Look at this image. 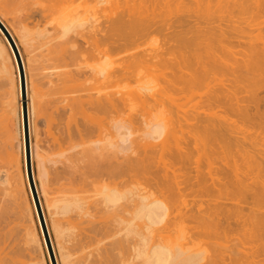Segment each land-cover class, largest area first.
Segmentation results:
<instances>
[{
  "label": "bare ground",
  "instance_id": "bare-ground-1",
  "mask_svg": "<svg viewBox=\"0 0 264 264\" xmlns=\"http://www.w3.org/2000/svg\"><path fill=\"white\" fill-rule=\"evenodd\" d=\"M19 1L21 2V0H19ZM118 1L119 0H34L33 4H38V6L40 4V10H39L40 11V18L44 20V19H46V17H49V18H47L49 20L45 21V23L43 24V26L41 28H39L37 26V21H36L33 24V30L29 29V27L27 28L26 25H22L21 23L18 25V27H16L17 30H14V31H16V32H14V34L16 33L17 38L19 39V42L25 48L24 50L26 52L28 51L30 54V52L32 53L35 51V49H36V47H38V45H41L42 43H44V45L46 46V47H44V49L47 48V51L49 52L48 54H50V52H52L54 57L55 58L57 57V59H59L63 63V65L65 66V67L64 66H61V67H63L64 69L65 68L68 69L67 67L71 68V69H68L69 71H67V72H66V70L64 72L63 71H61V72L64 73L65 79H66V77L68 78V82L70 81L69 83H71V84H69L67 81L66 82L69 86L72 85L73 93L75 92L74 93L75 95L73 97H71V99H70L71 103L68 102L69 104L67 103V105H69L70 109L74 113L72 116H76V117L79 116L78 120L80 122L78 121V123L76 121L77 119L75 117H73L76 119L75 120L76 124H74L75 123L74 121H73L74 123H72L75 126L74 130H73L75 132H73V133L77 134L76 135V136H78L77 139H80L79 140L80 142L79 141L78 142L81 145H83V150L85 151L86 156L88 157L87 159H88L89 164L87 165L88 167H86V169L89 170V175H87V177H89L88 178L89 181L86 182V186H88V188H86V189H88V190H85L84 188L83 189L87 192V194H89V193L90 194L87 195V194H84V193H86V192H84L81 196L80 195L77 196L76 194H79V193H78V191L77 192L75 191L74 193L68 194V197H64V196L61 197L60 196L61 198L60 197L57 199L54 198L53 200H51L49 198L48 201L45 197L46 202H49V203H47L46 207H47L48 211H50L49 213H51L50 216H53L52 222H51L52 223L51 227H52V231H53V234L55 236L56 242L58 243L57 244L59 247L58 249L61 251V252H59L61 254L60 255L61 264H75L74 263V261H75L74 256L75 255L73 256L71 253H70L71 254L70 255L68 253V251L67 252L64 251L67 248L62 249L63 247L60 246L61 243H59V242H63L64 239L62 240V238L64 236L66 237L67 233L71 232V228L62 229L60 227L62 225L59 224V222H58L60 220L62 222V218L60 220H57V219L60 216L63 217V216H66L68 214H71L72 212H74V213L77 212L80 214V216L83 215L82 216L83 218H84V216L90 218L91 216L87 215L89 212V211L87 212L89 207H90L89 210L90 209L93 210V213H94L92 215L93 218L95 217V214H96L95 219L98 218L97 220H94V221L101 224L98 226H99V228H101V226L103 227V230H105L103 232L107 234V237H108L107 240H109V245H111L110 250L112 253L111 254L107 253L109 251L105 252L104 258L107 257L110 261L114 262V264H264V255H263L264 254V242H262V240H264L263 239L264 238V156L258 158L259 155L256 156L258 153L257 154L255 153L260 148L262 149V151H264L263 150L264 146H261L259 148V145H258V144H261V142H260V141H262L261 139H263V142H264V138H263L264 133L262 134V131H260V130L264 129V114H262L264 110L261 111L262 113L261 112L258 113V110H255L256 113L254 111V115H256L258 113V116L260 117V119H258L259 122H257V120H256L258 117L255 119L256 122L254 121V123L256 125H254L253 122L251 121L252 119H250L251 115L249 114L250 112L247 108L249 106V104H252V103H254V104H252L251 106L255 105L257 107L256 102L258 101V99L256 96H258V95H256L255 91L257 89L259 90V88L261 89V84H262V86H264V72H263L264 70H262L264 68L263 67L261 68V65L264 66V39H263V34H261L262 31L259 32V30H257V29H259V27H257L256 24H253L254 26L251 24L254 22L251 21V23H247L249 21V18L252 17L251 16L252 14L249 15L251 13V10H250V13L247 14L248 16H250L249 18L247 16H245V14H244L247 12L248 6L249 7L253 6L252 12L263 11L264 10L263 9L264 8L263 7L264 6V0H192V2H191V0H174V1L171 0L172 1V2L170 1L171 3H180L181 5L184 2L188 1V2L184 3L182 6L180 5L181 8L178 7V9L176 8V6H179V4L174 6V5H171V3L169 1H167L168 3H170L169 5H167L168 3L165 0L164 1H162V0H149V1H147L146 0L147 2L145 0H144L145 2H143V0H141L142 2L140 0L139 1L135 0L136 2L134 0H131L133 5H132V3H130L131 7H132V8H129L130 11H132L131 9H133V11L135 12L139 9L138 7H140V9L142 10L141 11L142 14L144 13L143 10L148 8V7L145 8L146 3H149L150 1L151 2L155 1V5H156V3L157 4L160 3V2L159 3L156 2V1L166 2V4L165 3H160V4H165L166 10L164 7H162V5H161V7H162V10H165L164 12H167L168 14L164 13V12H160L161 8H160V6H159L160 9L157 8L158 5L157 6L153 5V8H154V6L156 7L154 9L149 7L150 9H148V10H152V11L154 10V12L157 10L158 13L160 12V15H158L157 12L153 13L152 17L156 18V19H157V15L160 17H161V15H164L162 17L165 20V18L166 19L169 18V17H167V15L169 16L170 13L172 15H174V14L178 15L180 12L182 14L180 17H182L184 15L183 12H185L188 8H190L187 11L190 13H192V11H193L194 13H192V14H194V15H195V13H197V16L199 15L200 19H204V20H201L203 22L207 21L206 16L208 19L207 22H209L208 16H210V13H211L210 17H213L214 16L213 14H216L217 16L216 15L215 16L216 17L219 16L220 17L219 19L221 20L222 18L220 15H222V17H223V15L225 13L226 15H228L227 16L228 18L229 17L231 18V16H233L231 13L234 12L233 14H235V13H239V15L243 14L244 15V16H242L243 19H245L247 17L246 18V20L248 19L247 21L243 20L244 22L246 21V23H247V26H245L244 31H247L246 27H248V28L251 27L253 29L256 26V28H257V29L255 28L256 30L253 29L254 31H256L255 33H254V31L251 33H248V36H250V37L247 36L248 37V38L246 37L247 41H244V43L247 42L248 45H247V43H246V46L242 44L243 45L242 50L237 51L236 49L240 48L241 46L240 47L235 46V45L231 46V44H232V43H230L231 41L230 42L227 41V40H229L230 35H229L228 30H227L228 34H225L226 30H224V28H226V26L224 28L221 27L222 28L221 29L220 27H218L219 24H216L217 27L215 26V28H214V27H210L209 25H208L209 26L208 27L206 23H203L205 25L206 29H204L205 28L204 26L201 28L198 27V29H197V26H196V30L194 27L195 33L193 31L192 32L196 36L199 35V37H202V38L205 37L206 39L201 38V39H199V41L201 40L202 42H199L198 37L196 38L194 36L195 39H193V40L194 41L197 40L198 42L195 43L193 40L191 41V39H190V41L192 43L194 42V46L197 50L194 47H191L190 51L188 50L190 52V54H188V51L186 52L187 53L186 54L184 51H186V45L185 44H186V41L188 42V38L182 37L183 39H187V40H184L183 43L180 41V45L177 43L178 45H176V47L180 46L179 49L180 48L183 49V45H184L185 49H183V50L180 49V50H182L181 54L178 53V57L179 58L181 57L180 59L178 57H175L177 55L176 54L174 56V58H172L173 60L171 59L172 61H170V59L168 60L166 58V56L164 57V55H162L163 50H161V49L159 50L161 52H159L156 49L157 51L153 50V52H151V53L147 52L146 54L143 53L141 55L140 54L136 55L137 53L134 55H131L132 54L131 53V54H129V56H127V58L125 57L126 61H125V58L120 59V61H116L115 59H113L114 57H112V59L114 60V61H112L111 56H113L112 52L114 51V44H115V37L116 36L118 39H119V37H122V38H125L123 40L127 41V39H128V41H129L130 38H133V37L137 38L138 35H140L139 38L143 37L142 35H145V32L147 33V31L150 30L149 29L150 27L157 25V23L155 24V21H154L156 19L153 20V18H150V16H151L150 13H149L150 16L148 15V10H147V13H145L146 16L144 14H143L144 16L141 14H140L141 15L140 16L139 15V13H141L140 11H138V13L135 12L136 14L133 11H132L133 13H131L129 11V13L132 14V15L130 14L131 16L128 15V11H126L127 17H125L126 15L124 13H123V15H121L122 13L119 14V12H118V14L121 15V16H119V19H113L112 18V12L115 11L114 8H117L119 11L121 8V6L117 7ZM139 2H141L140 4L143 6H141L139 4ZM189 2H191L193 4H191ZM134 3H137L138 5H140V6H137L138 9H136V10H135V8H133ZM142 3H144V4H142ZM188 3H189V5L187 6L186 4H188ZM152 4H154V3H151V5ZM250 4H252V5H250ZM166 5H167V7H172V9H167ZM185 5H186V7H184ZM192 5L193 6L195 5L196 7L194 6L195 8L194 7L193 8L195 10L196 9H198V10L194 11V9H192ZM148 6H150V5H148ZM173 6L175 7L176 10H178L180 12L176 11L177 13H174L175 10H173ZM189 6H191V7H189ZM261 6L263 8H261ZM123 8H124V6H122L121 11H124L127 9L125 7L126 9L123 10ZM181 9L183 10V12ZM214 9H215V11H214ZM167 10L169 12L170 11L171 12L169 13ZM190 10H192V11H190ZM201 10H202V12H200ZM208 10H210V12ZM211 10H213V11H211ZM152 11H149V12H152ZM207 11L209 12V15H208ZM115 12L117 14V11H115ZM204 12H207V13H204ZM185 13H187V12H185ZM32 14H30L29 17H32L34 19ZM201 14H203V16L204 15H206V16L203 17V16H201ZM218 14H220V15H218ZM229 14H231V16ZM261 14H258V15L260 16ZM162 17H161V19H162ZM192 17L194 18L193 15H192ZM239 17L241 18V16H239ZM186 18H188V17H186ZM186 18H184L182 20H184V22H186ZM234 18L232 17V19H234ZM158 19H160V18L158 17ZM169 19H171V18H169ZM219 19H217V20H219ZM257 19H254L255 23H256V21L259 22ZM179 20H181V18ZM212 20H213V18L212 19L210 18V21H212ZM222 20H224V19H222ZM225 20H228V19H225ZM175 21L178 22L177 18ZM239 21H241V20L239 19ZM243 21H241V22H243ZM0 22L2 23V25L5 27V29L8 31V33L12 37V40H13L14 44L16 45V48L18 50V54L20 57V61H21V65H20L18 58L15 56L14 51L12 50L10 44L8 43V41L6 40V38L4 37V35L0 31V35L2 36V41H3L2 43H0V72L4 73L6 75H10V65H11V67L13 69L12 74L14 75V80H15L18 95L20 94V87L22 88V72H23L25 85H26V94L25 95H26L27 103L26 102L25 103L27 104V112H28V121L27 122H29V132L31 134L32 133L31 131H33V133H34V130L36 129L35 128L36 120H34V116L36 117V115H34L36 113L35 112L36 106H34V104L36 102H38L35 99L37 97L35 95L37 93V92H35L37 89V87L35 85H37V84H34L35 81L32 79L33 77H31L30 74H29L30 76H29V80H28V77H27L28 71L26 72V69H25L26 66L24 64V61H23V58L21 55V51L19 49L17 41L15 40L12 32L6 26V24L3 22L1 17H0ZM160 22L162 23L163 21H160ZM182 22L180 21L178 26H180V24ZM199 22L197 21V23H199ZM218 22L221 23V21H218ZM223 22H226V21H223ZM161 23H159V24H161ZM168 24H167V22L163 23V25L164 26L167 25L168 28L171 25L173 26V24H171V23H170V25H168ZM235 24H236V22H235ZM195 25H197V24L195 23ZM225 25H227V24H225ZM233 25H234V22L232 23L231 29H229V30L233 31V27H234ZM238 25H241V24H238ZM249 25H251V26H249ZM167 26L165 28H167ZM193 26H191V27L193 28ZM160 27H158V28H160ZM189 27H190V25H189ZM236 27H237V24H236ZM236 27H234V29ZM185 29L187 30V28H185ZM237 29L238 28H236L235 30L237 31ZM186 30H182V32L184 31L183 33H185V32H187ZM188 30H190V29H188ZM235 30H234V33H236ZM231 31H230V33H231ZM250 31L251 30H249V32ZM176 32L178 33V31H176ZM148 33H149V31H148ZM172 33H173V31H172ZM190 34H191V32H190ZM232 34H233V32H232ZM255 34H259V35H256V37H255ZM169 35L172 38V35H176V34L175 33H173V34L169 33ZM179 35H181V33ZM179 35L177 34L176 37L173 36V38L178 37L176 40L179 41V37H180ZM182 35H184V34H182ZM186 35H184V36H186ZM225 35H228L229 37L228 36L225 37ZM234 35H236V34H234ZM241 35L242 34H240V36ZM245 35H247V33H245ZM192 36H193V34H192ZM237 36H238V34H237ZM252 36H253V38H252ZM165 37L170 39L168 37V35L167 36L165 35ZM35 38H40L41 40H43V41H39V43L40 42H42V43L38 44L37 43L38 40H35ZM182 38H181V40H183ZM208 38H210L211 40ZM212 38H215V41H216L215 44H214V40L212 41ZM225 38H228V39L226 40ZM250 38H252V39H250ZM34 40L36 41L37 45H36L34 51H32ZM120 40H121V38H120ZM173 40H175V39H173ZM252 40H254V41H252ZM255 40H256V42H255ZM178 41H176V42H178ZM260 41H261V43H260ZM168 42L172 43L171 41H168ZM191 42L188 43L189 46H193L190 44ZM212 42L215 45V46L213 45L214 48L211 46ZM148 43H150V42H147L146 44H148ZM201 43H203V45H204L203 47H206V48L201 47L202 46ZM196 44H197V46L198 45L199 46L196 47ZM44 45H42V46H44ZM173 45H174V43H173ZM173 45H170L171 48L169 46L170 50L172 49ZM237 45H239V44H237ZM42 46H39L36 51H38L39 48ZM244 46H245V49H244ZM154 47L157 48V46H154ZM158 47H162V46H158ZM188 47H187V49H189ZM200 47L202 49H204L201 51V55L199 53L201 50ZM148 48L145 47L144 50H146ZM164 48H166V47H164ZM198 48H199V50H198ZM233 48H234L235 52H234ZM169 49L166 48V50H168V51H169ZM173 50H171V51H173ZM191 51H193L194 54L199 53L198 54L199 57H198V55H197V57H195L196 55L191 53ZM204 51H206V54ZM183 52L188 56L190 55L191 58H190V56L188 57L186 55H183L184 54ZM237 52H239V54H241V55L236 56L235 54H238ZM200 56H202L203 58ZM185 57H187L188 59ZM237 57H239L240 59H237ZM193 58L199 59V61L198 60L195 61ZM181 59L183 61H181ZM123 60H124V63L126 65H122L123 62H121V61H123ZM186 60L188 62H186ZM189 60H191V62ZM115 61H116V63H114ZM162 61L165 64H163ZM205 61H207V62H205ZM28 62H32V59H28ZM166 62H167L168 66L166 65ZM168 62H170L172 64H170ZM185 62L188 64H186ZM189 62H190V64H189ZM195 62L197 64L202 63L201 64L202 67L200 66V64L198 65L200 68V71L198 70L199 68L197 70H195V68H197V64H195ZM179 63H181V65H184V66L182 67ZM193 63L196 65L195 68L190 67L193 65ZM32 64H30V66ZM116 64L119 65V68H118V66H116ZM143 65L144 66L150 65V67H152V68L154 67L153 68L154 70L150 67H149L150 69H148V67H144ZM163 65L165 67H168L165 69L171 70V72H173L174 75H175V73L177 75V72H179L180 75L185 76L186 79H184L183 76H182L183 77L182 78L179 74H178V77L177 76L175 77L170 72V74H171L170 75L169 73H167L168 70L164 71L165 69L163 68L164 67ZM171 65H172V67H171ZM210 65L212 66L213 70H214V68H216L218 70V72L216 71V73H214L215 71L213 72ZM120 66H121V68H120ZM141 66H142V68H141ZM160 66H162V68ZM180 66L183 70L187 67L186 71L185 70L182 71L183 74H181L182 69L179 68ZM213 66H217L218 68L213 67ZM33 67L35 68L34 65H33ZM138 67H140L141 69H139ZM156 67H157L156 70L161 69L162 72L161 71H157V72L163 74V77H161V78L164 79L163 81L165 84L162 82L161 78H157V76H156L155 80L157 81V79L158 80L161 79V80H159V84L160 83H163V84L159 85L157 83L158 82L157 81V82H153V84L155 83L156 85L155 84L151 85V83L154 79V78L152 79V77L157 75V72L155 70ZM189 67L191 68V70L193 69L192 70L194 72L193 75L195 78L197 77L196 79L192 78L193 72H191ZM208 67H210L211 71L213 72V74L209 75L210 77L212 75L213 76L212 78L215 77V79H216L217 77L215 76V74L220 75L221 73H223L224 74V80H222L223 76H221V75H223V74H221L220 75L221 77L218 78L217 82H223L224 81V83H222V84L218 83L217 84V82L215 80V82L211 81V84H210V86L213 85L214 83L217 84V85L214 84L213 88H212V86L210 87L208 84L205 85L206 84L205 82L208 81L210 77L208 76V79L206 80V78H207L206 74L207 73L205 74L206 75L205 76L203 74V72L207 71ZM63 68H61V70ZM128 68H130V69L128 70ZM136 68H137V70H136ZM210 68L208 70H210ZM31 69H32V66H31ZM131 69L132 70L134 69V71H131ZM138 69H139V72H137ZM201 69H202V73H201ZM36 70H38L37 67H36ZM141 70H143V71H141ZM175 70H176V72H174ZM187 70H189V73L187 72ZM49 71H52V69ZM128 71H129V73L133 72L130 74L134 75V78L132 75H130V76H132L131 77V84H132V78L134 81L133 84H135V81H138V82H136L135 86H133V87H131L133 84L131 85L129 82L130 76H128L127 79H129L128 84H130L131 86L126 84L127 79H125L126 78L125 76L127 74L129 75ZM163 71H164V73H163ZM211 71L208 73H211ZM65 72L67 73L66 76H65ZM134 72L137 74V76L140 75L141 77H137V76L135 77ZM140 72H141V74H138ZM144 72H146L148 74L147 75L145 73L147 76V77L144 76L145 78H143V76H142V73L144 74ZM148 72L152 74V77H150L151 78L150 80H149L148 76H151V75ZM152 72H156L155 75ZM165 72L169 75L167 76V74ZM186 72L190 76H187ZM30 73H32V71ZM125 73H127V74H125ZM199 73L203 74V76H205L206 81H204V83L202 82L204 79L201 78L203 76L200 75L201 76L200 77L198 75ZM49 74H50V72H49ZM162 74H159V75L162 76ZM46 75L48 76L47 79H49V77L53 76V75L49 76L48 74H46ZM159 75H158V77H160ZM164 75H165V77H164ZM228 75H230L229 76L230 78L227 77ZM54 76H55V73H54ZM225 76H226V78H225ZM58 77L59 76H57V78H55V80L58 79ZM168 77L172 78V79L168 80L169 79ZM190 77H191V79H190ZM198 77H200V80L202 83L199 81ZM135 78H137V79L135 80ZM173 78H175V79H173ZM8 79H10V78H8ZM142 79H146V81L144 80L145 82H141V81H143ZM53 80H54V78H53ZM53 80H51V81L49 80V81L52 82ZM148 81H149V83H148ZM150 81H151V83H150ZM185 81H187V82H185ZM121 82H122V85H121ZM123 82L125 84H123ZM198 82H200L201 86ZM258 82H261V84H259L260 87L257 84ZM52 83H50V86L54 85V81ZM117 83H118V86H117ZM188 83H190V85ZM47 84L49 85V82H47ZM183 84H185V86ZM191 84H193V85L191 86ZM202 84L205 85V86L203 85L206 88L205 90H203L204 87H202ZM120 85L123 88H125L124 85H126L127 88L120 90V89H122V87ZM129 86H130V88H129ZM199 86H200V88L202 87L203 89H200V91H198V90L197 91H198V93H200V92L204 93L203 96H200L198 94L195 95V93H197V92H195V90L198 89ZM216 86H218V87H216ZM254 86H256V88ZM115 87H117V88L120 87V88L115 89ZM208 87H210V89H208ZM69 88L71 91V87H69ZM252 88H255V89H252ZM181 90L183 92H186L184 90H187V92L192 91V93L194 92L193 93L194 96L206 97V98H201V99L198 98L197 99L198 101L195 102V105L189 106L190 108H191V106H193L192 107L193 109H190L188 107V104H189V101L190 102H192V101L189 98L190 97L192 98L193 94H191L189 92L190 96H188V98H186L187 96H184L185 94H183V93L178 94L179 92H182ZM201 90H203L204 92ZM242 92L247 93V94H245V93L242 94L243 97H244V95L247 96V100L249 99V101H248L249 103L247 102V106L243 105L247 101L245 99V97L242 99H245L246 101L242 100L241 96L239 95ZM174 93H176V94L174 95ZM202 93H200V94L202 95ZM37 94L39 95V93H37ZM181 94H183V96L187 100L185 98H184L185 100H183V96H180ZM188 94L186 93V95H188ZM176 95H178L177 97L180 96L179 97L180 99L176 98ZM261 96H263V95H261ZM195 98H192V100L194 101ZM177 99L182 100V102L178 101ZM35 100H36V102H35ZM263 100L264 99L262 98L261 101H263ZM177 101H178V103H177ZM198 102H200V103H198ZM242 102H244V103H242ZM193 103H191V104H193ZM168 105H169V108H168ZM184 105H186V107L183 109ZM151 106H153V108ZM255 106L253 108H255ZM154 107H156L155 110H154ZM51 108L57 109V107H55V104ZM197 108L198 109L200 108L201 110L199 109V111H198ZM55 109H54V111H55ZM156 109L159 111L158 113L156 112L157 111ZM149 110H152L156 114H154L153 112L150 114L151 111H149ZM187 110H190V111H187ZM191 110L193 111V113L195 112L194 115H191V114H193L191 112ZM200 111L202 113V116H199V118H198V115H201ZM189 112H191V113H189ZM152 114H153V116H151V118H149L150 115H152ZM251 114H253V113H251ZM132 115H133V117H132ZM134 116L136 118H134ZM251 118H253V117H251ZM243 121L252 122L254 127L256 126L255 128H260V129L259 130L256 129V131L252 130V132H250V130L252 129L251 124L248 122L250 124V125H248V123L246 122L247 123L246 125H248V126H246V125H244L245 123ZM181 122H184L185 124L187 123L186 125H192V128L190 127V129H191L190 132L187 130V132L189 134L186 132L188 134L187 135L188 138L190 137L188 140L189 144L186 141L185 142L183 141L184 143L182 142V140H183L182 135L183 134L180 137L178 136V133H179L178 131H180L182 133L181 130L183 128L181 127V125H184V124H181ZM249 126L251 129L248 128ZM178 127H180V129ZM255 128H254V130H255ZM185 129H188V128L186 127ZM257 131H260L261 135H263V136H260V134L257 135L256 133H260ZM68 132L70 133L71 131L68 130L67 133ZM253 133H255L256 135H254ZM245 134L247 135V138L245 137L246 136ZM68 135H70V134H68ZM238 135H240L243 138L242 139L239 138L240 136L238 137ZM254 136H257V137H254ZM258 136H259V139H258L259 143L257 140ZM74 137H75V135H74ZM244 138H246V141L249 143L248 146L250 148L249 151L251 150L250 151L251 153H249V151L247 150L248 148L245 149V148H243L244 146H242L244 143H246V141L244 143H242V140H245ZM184 139H185V137H184ZM186 140H187V138H186ZM241 143H242V145H241ZM184 144H185V146H184ZM186 144H187V146L191 144L194 149L199 150V151L201 150V152H203V157H200L198 155L201 159L197 156L196 158H194V160H190L191 156H192L191 149L189 148L190 146L187 147ZM246 144H245V146H246ZM250 145L254 146V147L258 146L255 148L257 150L254 152V154H256V155L252 154L253 153L252 151H254V149ZM263 145H264V143H263ZM32 149H33V147H32ZM261 149L258 152H260ZM35 151H36V149H35ZM32 154L33 153L31 150V159H32ZM156 154L158 156H156ZM190 154H191V156H190ZM199 154L202 155L200 152H199ZM259 154L261 155V153H259ZM263 154L264 153H262V155ZM82 155H83V152H82ZM153 155L156 157V159L153 157ZM81 158H83V156ZM197 158H199V159H197ZM37 159H38V155H37ZM84 159L85 158H83V160ZM161 159H163V160H161ZM192 159H193V157H192ZM39 160H40V158H39ZM152 160H154L153 163H156V162L160 163L162 161V165H163L162 167L164 168L165 165L167 164L166 168L167 167L168 168L167 169L164 168L165 171L163 169L162 170L163 173L160 175H158L157 173L151 172L149 169L151 167L150 165L152 163ZM158 160H160V162ZM172 160L174 161V163H176V161L180 162L177 165L182 164L183 166H185V167H182L184 169L183 170L184 172L182 171V174L178 171V169L180 170L181 167L172 163ZM191 161H192V163L194 161V164H191ZM36 162H37V160H36ZM39 163H40L39 164V168H40V166H43V165H41L43 163H41L40 161H39ZM172 164H173V166H172ZM189 164L194 165V167H190ZM169 165H171V166H169ZM186 166L193 168L191 170H194V172H193L194 176L191 175L190 168L187 167L188 168L187 169ZM202 166H205L204 171H203ZM169 167H171V169ZM173 167H176L177 172L176 171L174 172L175 169H173ZM177 167H178V169H177ZM39 168H37L38 172L43 171V170H41L42 167L40 168V170H39ZM182 168H181V170H182ZM185 168L187 170H185ZM43 169H44V167H43ZM169 169L171 170V171H169L171 173H169V172L167 173V170H169ZM188 170H190L189 173H188ZM44 172H40L39 177L38 176L37 177L39 179H40V177L41 178L43 177L42 179H44V177H45V175L43 174ZM9 174H11V173H9ZM86 174H88V172ZM190 175L192 178L190 177ZM7 176L8 175L6 172L0 171V185L1 186H2V184H5L4 186H6L8 183L11 182V178H10V182L7 183V181H9V178H7ZM15 179H16V177H15ZM24 179H25V189H26L25 193H26V196L28 199L27 200L28 206L26 205V203L24 206V203H23L22 204L24 206V207H22L23 212L21 213V207H19L20 210H18V209L17 210H18L19 215L22 214L20 219L26 218L25 220L29 221L26 225L28 227H30V226L32 227L34 225V227L38 233V237H37L34 230H32L33 228L27 229V226H26L25 227L26 232H24V233H26L25 234L26 239H27L26 241L29 242L30 246H34V245L38 246V244H39L40 248L44 251V254H43L44 264H52L51 260H50L49 253H48V249H47V246H46V243L44 240V235H43L42 225H41L42 223H41V221L39 219V215H38L39 214L38 213V207L36 205V202L34 201V192H32V190H31V187H30V184L28 181L27 173L24 174ZM32 179L34 182V186H35L36 194L38 197L40 209L42 211L44 223H45L46 229L48 231V235L50 237L49 228H48L46 218L44 215V211L42 208V203L40 201L39 192H38V188L36 185V181L34 178L33 171H32ZM42 179H41V181H42ZM183 179H185L186 181H187V179H190L191 182H194L192 184L193 188H191L192 187L190 185L191 183L188 185L191 186L190 190L195 189V195L196 196H197V194H202V195L206 196L207 200H209V201L205 200L207 202V203H204V204H207V205H205L206 206L205 209L202 208L204 205L200 206L201 202L196 204L198 206V208L195 206L196 211L185 209L186 204H187L186 202H188L187 201L188 197L186 195V189H185V192L183 191L184 189L183 190L180 189V187L182 186V182H183L182 180ZM18 180H19V184H20L21 180H20L19 175H18ZM85 180H86V177H85ZM147 180H153L154 183L157 184L160 192L162 193L161 197H152L151 195L148 194L147 188H146ZM11 183H10V185H11ZM188 183H189V180H188ZM183 184L187 185L186 182L185 183L183 182ZM7 186H6V188H7ZM14 188L16 190L17 187H14ZM1 189H3V188H1ZM193 191L191 192V194H190V191L187 194H189L192 197V194H194ZM10 192H11V189H10ZM20 192H18V194ZM41 192H42V194L45 193L44 196L46 195V191L44 193H43V191H41ZM214 192L216 193L215 194L216 196L213 194ZM245 192H246V194L248 192V194H249L248 197H250L249 198L250 199L249 202L251 203V205H250L251 207L249 206L250 209L254 206L256 208L255 211L259 212V214H254L255 211H253V210L255 208L253 207L254 209H252V210L249 209L250 211H247V212L252 211V213H249L248 214L249 216L245 217L247 219L243 218L244 215L246 216V211L244 210L246 207L243 206L245 208L242 209L241 206L243 203H241V201L239 200L241 203L240 204L238 201V198L236 199L233 197V196H236L238 194L241 196L242 193L244 196ZM4 193H6V192H4ZM212 194L215 197L214 199L212 198V196H213ZM69 195H70V197H69ZM21 196L23 198V195H21ZM204 196H203V198H204ZM240 196H239V198H240ZM19 197H20V195H19ZM223 197L225 198V200ZM196 198L203 199L202 197H196ZM217 198H219V199H217ZM222 198L224 201H222ZM241 198H242V196H241ZM243 198L245 199V197H243ZM246 198H247V196H246ZM191 199H189V200H191ZM227 199L232 202L230 205H227L228 202H230ZM217 200L218 201L220 200L219 201L220 203ZM16 201H17V199H16ZM198 201H201V200H198ZM221 201L227 202V204L226 203L223 204ZM195 202H197V201H195ZM20 203H18V204H20ZM246 204H248V203H245L244 205H246ZM16 208H17V205H16ZM260 208H261V210H260ZM184 209H185V211H184ZM91 210H90L89 214H92ZM242 210H244L245 214H243ZM16 214H17V212H16ZM15 217H16V215H15ZM53 218H56V219L53 220ZM17 219H18V217H17ZM26 221H24V222L26 223ZM30 222L33 223V225H31ZM185 222H188V224ZM18 223H20V222H18ZM29 223H30V226H29ZM190 223H192L193 225L192 224L189 225ZM21 224H24V223L22 222ZM21 224H20V226H22ZM241 224H243V226L245 228H243V226ZM176 225H177V227H175ZM178 225L180 226V228H178ZM182 225H185L186 226L185 228L189 227L192 231H195V232L200 231V232H203V233H206L209 235L214 234L213 235L214 237H216V234H221L223 236V238H226V235H227V236H229L227 238H231V239L235 235H237V234L239 235L238 232L241 233V231L245 230V232L247 231L246 232L247 236H245V237H247L248 240L245 239V237H244V239L246 240L247 244L249 243L250 239L253 240L252 243L255 240V242H254L255 244L253 243L254 245L251 246L252 243L250 242L249 245H247L248 249L245 247V250H242L244 248H242V249H241V247L239 248L238 247L239 243L238 244L236 243L237 240L239 241V237L237 235V236H235L236 242H234L235 239L232 240L233 242L231 241L230 249L227 247V246H229V244H227L225 246L224 242H222L223 243L222 244V243H219L221 241H218V243L215 241L214 244L217 245L215 248H217L218 246H220V247L222 246L223 249L226 247L228 248L229 251L227 254L224 255V253H223V254L210 255V253L208 254V248L207 247H206V250H205V248L188 249V248H184V246L181 245L182 239H180V237H182L183 234H184V237L186 235L185 234L186 229H184V227L182 228L181 227ZM187 225H189V226L187 227ZM22 228H24V227H22ZM166 228H168L169 231H167ZM240 228L242 230H240ZM172 229H173V231H172ZM176 229L177 230L181 229V231L180 230L176 231V233L178 232L176 234L175 233ZM194 229H196V230H194ZM220 229H222V230L220 231ZM162 230L167 231V233H165V235L167 234V236H170L171 234L170 235H168V234H169V232L171 233V231H172V232H174V236L171 235V237H172L171 238V237H167L164 235V238H163ZM183 230H185V231H183ZM228 231H231V232H228ZM21 232H23V231H21ZM179 232H182V233L180 234ZM232 232L235 235L232 236V234H233ZM229 233H232L231 236ZM239 236H241V234ZM242 236H244V235H242ZM165 238H167V240ZM219 238H221V237H219ZM231 239H227V241L231 240ZM224 241H226V240L224 239ZM179 242H180V244H179ZM50 243L52 246V251L54 254L55 262H56V264H58V260L56 258L55 252H54V247H53L54 244H52L51 237H50ZM232 243L233 244L236 243V244L232 245ZM25 244H28V243H25ZM66 244H67V242H66ZM99 244H100V242L99 243L97 242V245H99ZM214 244H213L211 249L215 250ZM223 245H224V247H223ZM62 246H63V244H62ZM233 246H235V248H233ZM69 247H70V245H69ZM249 247H250V250H249ZM27 248H30V247H27ZM35 248H37V247H35ZM96 249L99 250V248H96ZM199 249H201V250L204 249L203 250L204 252L199 251ZM209 249H210V247H209ZM211 249H210V251H211ZM98 250H97V254L100 253V252H98ZM247 250H248V252H247ZM206 251H207L208 255H206ZM101 252H103V251L101 250ZM93 254L95 255L96 253H93ZM29 256L30 255H28V257ZM89 256H92V254H90V252L88 254V257ZM96 256L101 257L102 255L101 256L96 255ZM72 257H73V259H72ZM110 257H112V258H110ZM76 258L78 259V261H80V259L78 257H76ZM101 258H103V257H101ZM27 261H29V260L27 259ZM98 261L100 262L101 259ZM41 263H42V259L35 257V256L32 257L31 260L28 262V264H41Z\"/></svg>",
  "mask_w": 264,
  "mask_h": 264
},
{
  "label": "rangeland",
  "instance_id": "rangeland-1",
  "mask_svg": "<svg viewBox=\"0 0 264 264\" xmlns=\"http://www.w3.org/2000/svg\"><path fill=\"white\" fill-rule=\"evenodd\" d=\"M23 1V2H22ZM135 1V0H134ZM139 1V0H138ZM141 1V0H140ZM146 1V0H145ZM144 0H143V2H145ZM147 1H149V0H147ZM146 1V2H147ZM162 1H164V0H162ZM162 1H156V2H160V3H165L166 4V2L167 1H171V0H165L166 2H162ZM172 1H174V0H172ZM171 1V2H172ZM136 2V1H135ZM142 2V1H141ZM141 2H139V4L141 3ZM170 2V3H171ZM186 2H188V1H186ZM186 2H184V3H186ZM191 2H192V0H191ZM191 2H189V3H191ZM20 3V4H19ZM34 3V0H21V2L19 1V0H0V17L2 18V20H3V22L6 24V26L10 29V31L12 32V34H13V36H14V38H15V40L17 41V44H18V46H19V49H20V51H21V55H22V58H23V61H24V64H25V69H26V72H27V77H28V80H29V76L31 75V77H33L32 79L36 82H34V84H37V85H35L36 87H37V89H36V91L35 92H37V93H39V95L36 93L35 95L37 96L35 99L38 101V102H36V100H35V104H34V106H36L35 108V114L34 115H36V117L34 116V120H36V122H35V130H34V133H33V131H31L32 133L30 134V132H29V122H27L28 121V112H27V101H26V85H25V80H24V74H23V72H22V88L20 87V94L18 95L17 93V88H16V84H15V80H14V75L12 74L13 73V69H12V67H11V65H10V75H6V74H4V73H2V72H0V171H4V172H6L7 173V178H9V181H7V183L8 182H10V178H11V185H10V183H8L7 185L9 186H7V188H6V186H4L5 184H2V186L0 185V264H28V262L31 260V258L32 257H38V258H41L42 259V263L41 264H44V262H43V254H44V251L40 248V246H39V244H38V246L37 245H34V246H30V244H29V242L28 241H26L27 239H26V236H25V234L26 233H24V232H26V224L29 222L28 220L26 221L24 218L22 219H20V217H21V215L22 214H20L19 215V213H18V210H20L19 209V207H21V213L23 212L22 211V207H24L25 206V203H26V205L28 206V202H27V196H26V189H25V179H24V174L26 173V160H27V152H28V157H30L29 158V161H30V168H31V170L33 171V174H34V178H35V181H36V185H37V188H38V192H39V197H40V201H41V203H42V208H43V211H44V215H45V218H46V222H47V225H48V228H49V232H50V237H51V240H52V244H54L53 245V247H54V252H55V255H56V258H57V260H58V264H61V262H60V253L59 252H61L58 248V243L56 242V239H55V236H54V234H53V231H52V217L53 216H50V214L51 213H49L50 211H48V209H47V203H49V202H46V199H47V201H48V199L50 198L51 200H53L54 198H59L60 196L61 197H68V194H71V193H74L75 191L77 192L78 191V193L79 194H76L77 196L78 195H82L84 192H86L85 190H88V189H86V188H88V186H86V182H88L89 181V177H87V175H89V170H87L86 169V167H88L87 165L89 164V162H88V157L86 156V153H85V151L83 150V145H81L79 142V140L80 139H77V137L78 136H76L77 134L76 133H73V132H75V131H73L74 130V125L72 124V123H74L75 122V120L77 121V123H78V117L79 116H72L74 113H73V111L70 109V107H69V105H67V103L68 102H70L71 103V101H70V99H71V97H73L75 94V92L73 93V88H72V85L71 86H69L68 84H67V82H68V78L66 77V79H65V77H64V73H62L61 71H65L66 70V72L67 71H69L68 69H71V68H69V67H67L68 69H64L63 67H61V66H64L63 65V63L59 60V59H57V57L55 58L54 57V55L52 54V52H50V54H48L49 52L47 51V48L46 49H44V47H46L45 45H44V43H42V42H40L39 43V41H43V40H41L40 38H35V40H38L37 41V43L38 44H41V45H38V47L39 46H42V45H44V46H42V47H40L39 48V50L38 51H36L37 49H38V47H36V45H37V43H36V41L34 40V42H33V47H32V51H34V49H35V47H36V49H35V51L34 52H30V54H29V52L27 51H25L24 49V47L22 46V44L19 42V39L17 38V35H16V33L14 34V32H16V31H14V30H17V28L16 27H18V25L21 23L22 25H26V27L28 28L29 27V29H32L33 30V24L37 21V26L39 27V28H41L42 26H43V24L45 23V21H48L49 19H47V18H49V17H46V19H41L40 18V4H39V6H38V4H33ZM121 3V4H120ZM130 3H132L131 2V0H119L118 1V6L117 7H120L121 6V8H120V11L117 9V8H114L115 9V11H117V14H118V12H119V14H121V15H123V13L126 15V11H128V15H130L131 13H133L134 11H133V9H131L132 11H130V9L129 8H132L131 7V4ZM151 3H154V4H152L151 5ZM157 4L156 3V5H155V1L154 2H149V3H146L145 4V8L146 7H148V8H146V9H144L143 11H144V15H145V13H147V10L148 9H150V8H152V9H154V8H156L155 6H157L158 5V7L157 8H159V6H160V12H164L165 10H166V8H165V4ZM168 3V2H167ZM170 3H168L167 5H169ZM183 3V4H184ZM189 3L188 4H186L187 6L189 5ZM22 4V5H21ZM142 4H144V3H142ZM179 4V6H176V8L178 9V7L179 8H181L180 7V3H171V5H178ZM182 4V5H183ZM191 4H193V3H191ZM126 5V6H125ZM132 5H133V3H132ZM141 5V4H140ZM140 5H138L137 3H134V6H133V8H135V10L136 9H140V7H138L137 8V6H140ZM148 5H150V6H148ZM153 5H155L154 6V8H153ZM161 5H162V7H164L165 8V10H162V7H161ZM167 5H166V7H167ZM181 5V6H182ZM186 5L184 6V7H186ZM250 5H252V4H250ZM122 6H124V8H123V10L124 9H126V10H124V11H121V9H122ZM141 6H143V5H141ZM173 6V10H175V12L174 13H177L176 11H178V10H176L175 9V7ZM195 6V5H194ZM193 5H192V9H194L195 7H194ZM126 7V8H125ZM150 7V8H149ZM189 7H191V6H189ZM194 7V8H193ZM253 7V6H252ZM252 7L250 6H248V10H247V12L246 13H244L245 14V16H247L248 18L250 17V16H248L247 14H249L250 13V10H251V13L249 14V15H251L252 17H250L249 18V21L247 22V23H251V21L252 22H254V23H251L252 25L253 24H256V26L257 27H259V29H257L256 28V26L253 28V29H257V30H259V32H261V34H263V39H264V6L262 7L261 6V8H263L262 10L263 11H260L259 9V11L260 12H256V11H254V12H252ZM163 8V9H164ZM183 8V7H182ZM34 9V10H33ZM137 10V11H135L136 13H138V11H142L141 9L140 10ZM167 9H172V7H167ZM190 8H188L187 10H189ZM200 9V8H199ZM146 10V11H145ZM162 10V11H161ZM180 10V9H179ZM182 10V9H181ZM185 10V9H184ZM185 11V12H187V13H185V12H183V10H182V12L184 13V17L182 16V17H180L182 14H181V12L180 11H178V12H180L177 16L179 17H177L175 14L174 15H172L168 10V12L170 13L169 14V16L167 15V17H169V18H171V19H169V18H165V20H164V18L162 17V16H164V15H161V17H162V19H161V17L160 16H158V15H160V12L158 13L157 12V10L155 11V12H157L158 13V15H157V19L156 18H153L152 16H153V13H155L154 12V10L152 11V10H148V15H149V13L151 14V16H150V18H153V20L154 19H156V20H154L155 21V24L157 23V25H155V26H152V27H150L149 29L151 30H148L149 31V33H148V31H147V33L145 32V35H142L143 37H140L139 38V36L140 35H138L137 36V38L136 37H133V38H130L129 39V41H128V39H127V41L126 40H123V39H125V38H122V37H119V39L117 38V36L115 37V44H114V51L112 52V55L113 56H111V59H112V57H114L113 59H115L116 61H120V59H124L125 57L127 58V56H129V54H131V55H134V54H136V55H141V54H143V53H151V52H153V50L155 51L156 49L159 51L160 49L161 50H163L162 51V55H164V57L166 56V58L169 60L170 59V61H172L173 59L172 58H174V56L175 57H178V53H180L181 54V51L183 50V49H185V46L183 45V49L182 48H180V49H182V50H180L179 49V47L180 46H177L176 47V45H180V41L183 43V41L184 40H187V39H183L182 37H184V38H188V42L186 41V51H184L185 53L189 50L190 51V48L191 47H194L195 48V46H194V42L196 43V42H198L199 41V39H201L202 37H199V35H195L194 33H195V30H196V26H197V29H198V27H205V25L203 24V23H206L207 24V26L209 25L210 27H214L215 28V26L217 27V25L216 24H219L218 25V27H222V28H224L225 26H226V28H224V30H226L225 31V34H228V31H229V35H230V38H229V40H227L228 38H225L227 41H231L230 43H232L231 44V46L233 45H235V46H238V47H240V48H237L236 50L238 51V50H242V48H243V45H245L246 46V43L247 42H245L244 43V41H247V38L248 37H250V36H248V33H251V32H253L254 30L251 28V27H246V30L247 31H244L245 30V26H247V23H246V21L248 20H246V18L245 19H243L242 18V16H244L243 14L241 15H239V13H235V14H233V13H231L233 16H231V14H229L230 16H231V18L229 17H227L228 15H226L225 13H224V15H223V17H222V15H220V14H218V15H220L221 16V18L222 19H224V20H220L219 18V16L218 17H216L217 15L216 14H213L214 16L213 17H210L211 16V13H210V16H208V18H209V22H207L208 21V19H207V16L206 15H204V16H206V22H203V21H201V20H204V19H200L199 18V15L197 16V13H195V15L194 14H192V13H194L192 10H190V11H192V13H190V12H188V11ZM196 10H198V9H196ZM195 9H194V11H196ZM112 12V18L113 19H119V16H121V15H117L116 14V12ZM129 11L131 12V13H129ZM149 11H152V12H149ZM205 11V10H204ZM209 12H210V10H208ZM207 11V12H208ZM211 11H213V10H211ZM214 11H215V9H214ZM134 12V13H135ZM200 12H202V10L200 11ZM207 12H204V13H207ZM209 12H208V15H209ZM263 12V13H262ZM33 13V14H32ZM135 13V14H136ZM156 13V14H157ZM164 13H167V12H164ZM242 13V12H241ZM255 13V14H254ZM261 14L260 16L258 15V14ZM30 14H32L33 15V17H34V19L32 18V17H29V15ZM134 14V15H135ZM143 15L142 14V12L141 13H139V15ZM163 14V13H162ZM168 14V13H167ZM222 14V13H221ZM124 15V16H125ZM132 15V14H131ZM130 15V16H131ZM140 15V16H141ZM143 15V16H144ZM155 15V14H154ZM171 15V16H170ZM192 15L194 16V18L192 17ZM216 15V16H215ZM238 17H237V16ZM254 15V16H253ZM138 16V15H137ZM142 16V17H143ZM146 16V15H145ZM156 16V15H155ZM201 16H203V14H201ZM203 16V17H204ZM236 16V17H235ZM239 16H241V18L239 17ZM123 17V16H122ZM125 17H127V15L125 16ZM158 17L161 19H158ZM177 18V20H178V22L177 21H175L176 20V18ZM186 17H188V18H186ZM198 17V18H197ZM202 17V18H203ZM232 17L234 18V19H232ZM254 17V18H253ZM121 18V17H120ZM181 18V20H179ZM184 18H186V22H184V20H182V19H184ZM192 18V19H191ZM210 18L212 19L213 18V20L212 21H210ZM216 18V19H215ZM258 18V19H257ZM124 19V18H123ZM126 19V18H125ZM199 19V20H198ZM217 19H219V20H217ZM225 19H228V20H225ZM239 19L241 20V21H243V20H246L245 22L243 21V22H241V21H239ZM254 19H257L259 22H257L256 21V23H255V20ZM195 20V21H194ZM25 21V22H24ZM158 21V22H157ZM160 21H163L162 23L160 22ZM171 21V22H170ZM176 23H175V22ZM180 21L182 22L181 24H180V26H178L179 25V23H180ZM197 21L200 23H197ZM218 21H221V23L220 22H218ZM223 21H226V22H223ZM164 22H167V24L168 25H170V23L171 24H173V26L171 25V26H169V28H168V26H167V28H165L166 26H164L163 25V23ZM212 24H211V23ZM214 22V23H213ZM223 22V23H222ZM234 22V27H236V24H237V27L236 28H240L239 30L237 29V31L234 29V27H233V31H231V30H229V29H231V25H232V23ZM235 22H236V24H235ZM159 23H161V24H159ZM175 23V24H174ZM187 23V24H186ZM195 23L197 24V25H195ZM244 25H243V24ZM246 23V24H245ZM177 24V25H176ZM186 24V25H185ZM194 26H193V25ZM203 24V25H202ZM221 24V25H220ZM225 24H227V25H225ZM238 24H241V25H238ZM176 25V26H175ZM189 25H190V27H189ZM212 25V26H211ZM229 25V26H228ZM161 26V27H160ZM191 26H193V28L191 27ZM208 26V27H209ZM241 26V27H240ZM249 26H251V25H249ZM254 26V25H253ZM158 27H160V28H158ZM194 27H195V30H194ZM230 27V28H229ZM163 28V29H162ZM183 28V29H182ZM185 28H187V30L185 29ZM213 28V29H214ZM221 28V29H222ZM160 29V30H159ZM165 29V30H164ZM188 29H190V30H188ZM193 29V30H192ZM204 29H206V27L204 28ZM203 29V30H204ZM255 29V30H256ZM162 30V31H161ZM182 30H186L187 32H185V33H183L182 32ZM216 30V29H215ZM228 30V31H227ZM234 30H235V32L236 33H234ZM249 30H251L250 32H249ZM172 31H173V33H175L176 35L178 34H180L181 33V35L182 34H184V35H186V36H184V35H179L180 37H179V41L178 40H176L177 38H173V36H175L176 37V35H172V38L173 39H175V40H173L172 38H171V36L169 35V33H171V34H173L172 33ZM176 31H178V33L176 32ZM180 31V32H179ZM191 32V34H190V32ZM194 33H193V32ZM230 31H231V33H230ZM240 31V32H239ZM189 32V33H188ZM232 32H233V34H232ZM238 32V33H237ZM256 31H254V33H255ZM245 33H247V35H245ZM167 36L168 35V37L170 38V39H168L167 37H165V35ZM192 34H193V36H192ZM197 34V33H196ZM234 34H236V35H234ZM237 34H238V36H237ZM240 34H242L241 36H240ZM253 34V33H252ZM245 35V36H244ZM250 35V34H249ZM256 35H259V34H255V37H256ZM194 36L197 38L198 37V41L197 40H193V39H195L194 38ZM226 36H228V35H225V37ZM232 36V37H231ZM236 36V37H235ZM248 36V37H247ZM229 37V36H228ZM234 37V38H233ZM242 37V38H241ZM247 37V38H246ZM120 38H121V40H120ZM142 38V39H141ZM181 38L183 39V40H181ZM205 38V37H204ZM204 38H202V39H204ZM240 38V39H239ZM245 38V39H244ZM252 38H253V36H252ZM252 38H250V39H252ZM262 38V37H261ZM40 39V40H39ZM167 39V40H166ZM190 39H191V41L193 40L194 42L192 43L191 41H190ZM206 39V38H205ZM208 39H210V38H208ZM207 39V40H208ZM231 39V40H230ZM234 39V40H233ZM206 40V41H207ZM211 40V39H210ZM209 40V41H210ZM214 40V44L216 43V41H215V38H212V41ZM236 40V41H235ZM257 40V39H256ZM256 40H255V42H256ZM261 40V39H260ZM153 41V42H152ZM168 41H171L172 43H170V42H168ZM176 41H178V42H176ZM205 41V42H206ZM239 43H238V42ZM252 41H254V40H252ZM3 41H2V36L0 35V43H2ZM147 42H150V43H148V44H146ZM166 44H165V43ZM189 42H191L190 44L191 45H193V46H189L188 45V43ZM199 42H202L201 40L199 41ZM211 42V41H210ZM209 42V43H210ZM237 42V43H236ZM250 42V41H249ZM173 43H174V45H173ZM178 43V44H177ZM185 43V42H184ZM204 43V42H203ZM203 43H201V47H203L204 45H203ZM234 43V44H233ZM236 43V44H235ZM260 43H261V41H260ZM153 44V45H152ZM155 44V45H154ZM213 44V42H212V47L214 48V45ZM237 44H239V45H237ZM243 44V45H242ZM152 45V46H151ZM170 45H173V47H172V49L171 50H173V51H171L170 49H169V46ZM189 47H188V46ZM214 45V46H213ZM217 45V44H216ZM247 45H248V43H247ZM154 46H157V48L156 47H154ZM158 46H162V47H158ZM199 46V45H198ZM197 46V44H196V47H198ZM245 46H244V49H245ZM145 47H149L148 49H146V50H144L145 49ZM154 47V48H153ZM164 47H166L167 49H169V51L168 50H166V48H164ZM175 47V48H174ZM187 47L189 48V49H187ZM200 47V48H201ZM159 48V49H158ZM170 48H171V46H170ZM203 48H206V47H203ZM43 49V50H42ZM176 49V50H175ZM193 49V48H192ZM191 49V50H192ZM196 49V48H195ZM45 50V51H44ZM144 52H143V51ZM151 50V51H150ZM156 50V51H157ZM197 50V49H196ZM198 50H199V48H198ZM202 50H204V49H202L201 48V50H200V55H201V51ZM233 50H234V48H233ZM146 51V52H145ZM188 51V54H190V52ZM159 52H161V51H159ZM183 52V53H184ZM197 52V51H196ZM205 52V54H206V51H204ZM208 52V51H207ZM234 52H235V50H234ZM27 53V54H26ZM183 54V55H186V54ZM191 53H193V51H191ZM198 53V52H197ZM198 53V54H199ZM220 53V52H219ZM238 54H235L236 56H240L241 54H239V52H237ZM194 54V53H193ZM198 54H194V55H196L195 57H197V55ZM203 54V53H202ZM30 56V57H29ZM172 56V57H171ZM186 56H188V55H186ZM190 56V55H189ZM188 56V57H189ZM203 56V55H202ZM202 56H200V57H202ZM170 57V58H169ZM193 57V56H192ZM198 57H199V55H198ZM205 57V56H204ZM126 58H125V61H126ZM179 58V57H178ZM181 58V57H180ZM179 58V59H180ZM185 58H187V57H185ZM190 58H191V56H190ZM203 58V57H202ZM242 58V57H241ZM28 59H32V62H28ZM112 59V61H114ZM119 59V60H118ZM172 59V60H171ZM188 59V58H187ZM195 61L196 60H198L199 61V59H195V58H193ZM192 59V60H193ZM237 59H240L239 57H237ZM177 60V59H176ZM203 60V59H202ZM116 61L114 62V63H116ZM164 61V60H163ZM163 61H162V63H163ZM167 61V60H166ZM181 61H183L182 59H181ZM185 61V60H184ZM190 62H191V60H189ZM34 62V63H33ZM121 62H123V64L122 65H126L125 63H124V60L123 61H121ZM186 62H188L187 60H186ZM185 62V63H186ZM190 62H189V64H190ZM202 62V61H201ZM205 62H207V61H205ZM32 64L31 66H32V69H31V66H30V64ZM128 63V62H127ZM168 63H170V62H168ZM204 63V62H203ZM163 64H165V63H163ZM170 64H172V63H170ZM180 65H181V63H179ZM178 64V65H179ZM186 64H188V63H186ZM192 64V63H191ZM195 64H197L196 62H195ZM194 63H193V65L192 66H190L191 68H195L196 67V65H195ZM200 64V66H201V64L202 63H199ZM199 64H197V68H195V70H197L198 68H199ZM263 64V63H262ZM33 65L35 66V68L33 67ZM166 65H167V62H166ZM204 65V64H203ZM115 66V65H114ZM116 66H118V68H119V65H117L116 64ZM133 66V65H132ZM144 66V65H143ZM164 66V65H163ZM168 66V65H167ZM175 66V65H174ZM182 67L184 66V65H181ZM181 66L179 67V68H181ZM211 66V65H210ZM29 67V68H28ZM36 67L38 68V70H36ZM63 68L62 70H61V68ZM65 67V66H64ZM123 67V66H122ZM134 67V66H133ZM144 67H148V69H150V68H152V67H150V65H145ZM150 67V68H149ZM158 67V66H157ZM157 67L155 68V70L157 69ZM161 68H162V66H160ZM159 67V68H160ZM171 67H172V65H171ZM189 67V68H190ZM202 67V66H201ZM213 67H217V66H213ZM264 68V66L263 65H261V68ZM120 68H121V66H120ZM132 68V67H131ZM139 69H141L142 68V66H141V68L140 67H138ZM154 68V67H153ZM152 68V69H153ZM164 69L165 68H168V67H163ZM170 68V67H169ZM178 68V67H177ZM187 68V67H186ZM186 68L184 69L185 71H186ZM191 68H190V70H191ZM210 67H208V69H209ZM211 68H212V66H211ZM211 68H210V70H208L207 68V71H205V72H203V74L205 75L206 73V75H207V78H206V80L208 79V76L210 75V74H213V72L214 73H216V71L218 72V70L216 69V68H214V70H213V68H212V70H213V72L211 71ZM218 68V67H217ZM52 69V71H49V70H51ZM130 68H128V70H129ZM139 69H138V71L137 72H139ZM147 69V70H148ZM171 69V68H170ZM182 69V68H181ZM216 69V70H215ZM136 70H137V68H136ZM145 70V69H144ZM146 70V71H147ZM154 70V69H153ZM152 70V71H153ZM169 72H168V71ZM183 69L181 70V74H183V72L182 71H184ZM193 70V69H192ZM191 70V72H193ZM199 71H200V68L198 69ZM262 70H264V69H262ZM23 71V70H22ZM32 71V73H30ZM127 71V70H126ZM131 71H134V69L132 70L131 69ZM141 71H143V70H141ZM149 71V70H148ZM151 71V70H150ZM157 71H161V69L160 70H156V72ZM164 71H167V73H169L170 74V72H171V70H169V69H165ZM164 71H163V73H164ZM178 71V70H177ZM211 71V73H208V72H210ZM220 71V70H219ZM49 72H50V74H49ZM52 72V73H51ZM57 72V73H56ZM60 72V73H59ZM65 72V76L67 75V73ZM136 72V71H135ZM134 72V74H135V77L137 76V74ZM156 72H152V73H154V75H155V73ZM162 72V71H161ZM174 72H176V70L174 71ZM187 72L189 73V70H187ZM186 72V73H187ZM264 72V71H263ZM34 73V74H33ZM54 73H55V76H54ZM62 73V74H61ZM128 73H129V71H128ZM130 73H133V72H130ZM129 73V75L127 74V73H125V74H127L124 78L125 79H127L128 78V76H130V75H132L133 76V78H134V75L133 74H130ZM146 72H144V74H145ZM149 73V72H148ZM159 72H157V75H155V76H153L152 77V74L151 73H149L151 76H148V78H149V80L151 79L150 77H152V79H153V81H152V83H151V81H150V83H151V85L153 84V82H157L158 84H159V80H161L162 78L161 77H163V74L162 73H159V74H162V76L161 75H159L158 74ZM166 73V72H165ZM166 73V74H167ZM172 74H173V72H171ZM185 73V74H186ZM187 73V76H190L189 74ZM196 73V72H195ZM201 73H202V69H201ZM30 74V75H29ZM46 74H48L49 76H51V75H53V76H51V77H49V79H47V75ZM124 74V75H125ZM138 74H141V72L140 73H138ZM143 73H142V76H143V78H145V77H147L146 76V74L144 75ZM169 74H167V76L169 75ZM178 74L180 75V73L179 72H177V75H176V73H175V75L173 74V76H177L178 77ZM194 74V72L192 73V75ZM203 74H198L199 76L201 75V76H203ZM221 74H223V73H221ZM220 74V75H221ZM5 75V76H4ZM46 75V76H45ZM148 75V74H147ZM158 75L160 76V77H158ZM171 75V74H170ZM191 75V76H192ZM197 75V74H196ZM205 75V76H206ZM219 74L218 75H216L215 74V76L217 77L216 79H215V77L214 78H212L213 76L211 75V79L209 78V80L208 81H206L205 80V76H203V77H201L202 79H204L202 82L204 83V81H206L205 83V85H209L210 86V84H211V81L213 82H215V80H216V82H217V80H218V78H220L221 76H223L222 77V80H224V74L223 75H221L220 76ZM227 75V74H226ZM57 76H59L58 77V79H56L55 80V78H57ZM61 76V77H60ZM132 76H130V80L129 79H127L126 80V84H128V80H129V82H130V84H131V77ZM145 76V77H144ZM157 76V78H161V79H157V81L155 80V77ZM181 76V75H180ZM183 76V75H182ZM181 76V77H182ZM186 76V77H187ZM219 76V77H218ZM230 75H228L227 77H229ZM54 78V80H53V78ZM137 77H141L140 75H138ZM164 77H165V75H164ZM172 77V76H171ZM184 77V79H186L185 78V76H183ZM182 77V78H183ZM200 77H198V79H199V81L201 82V80H200ZM8 78H10V79H8ZM52 78V79H51ZM61 78V79H60ZM122 78V77H121ZM133 78H132V84H133ZM169 78V77H168ZM167 78V79H168ZM188 78V77H187ZM192 78H195L194 77V75H193V77ZM197 78V77H196ZM195 78V79H196ZM225 78H226V76H225ZM230 78V77H229ZM65 79V80H64ZM119 79V78H118ZM123 79V78H122ZM121 79V80H122ZM137 78H135V80H136ZM140 79V78H139ZM166 79V78H165ZM170 79H172V78H169L168 80H170ZM173 79H175V78H173ZM190 79H191V77H190ZM197 79V80H198ZM48 80V81H47ZM51 80H53L54 81V85H51L50 86V83H52V82H50ZM58 80V81H57ZM62 80V81H61ZM143 81H141V82H145L146 81V79H142ZM145 80V81H144ZM148 80V79H147ZM164 79H162V82L164 83V81H163ZM183 80V79H182ZM227 80V79H226ZM225 80V81H226ZM67 81V82H66ZM125 81V80H124ZM228 81V80H227ZM47 82H49V85L47 84ZM70 82V81H69ZM68 82V83H69ZM136 82H138V81H135V84H136ZM185 82H187V81H185ZM184 82V83H185ZM200 82H198L199 84H200ZM201 82V83H202ZM29 83V82H28ZM148 83H149V81H148ZM163 83H160V84H163ZM218 83H224V81L223 82H217V84ZM226 83V82H225ZM228 83V82H227ZM53 84V83H52ZM69 84H71V83H69ZM123 84H125L124 82H123ZM130 84H128V85H130ZM131 84V85H132ZM135 84H133L131 87H133V86H135ZM155 84V83H154ZM153 84V85H154ZM159 84V85H160ZM165 84V83H164ZM189 85H190V83H188ZM198 84V85H199ZM213 84V83H212ZM214 84H216V83H214ZM214 84L213 85H211L212 86V88H213V86H214ZM216 84V85H217ZM258 84V86H259V84H261V82H258L257 83ZM121 85H122V82H121ZM120 85V86H121ZM127 85V86H128ZM156 85V84H155ZM184 86H185V84H183ZM193 84H191V86H192ZM204 84H202V87H204L203 86ZM220 85V84H219ZM218 85V86H219ZM117 86H118V83H117ZM130 86H129V88H130ZM183 86V87H184ZM196 86V85H195ZM200 86H201V84H200ZM200 86L198 87V89H196L195 90V92H197V93H195V95H200V96H203V94L204 93H202V92H200V93H202V95L200 94V93H198V91H200V89H203L202 87L200 88ZM210 86V87H211ZM218 86H216V87H218ZM69 87H71V91H70V88ZM122 87V86H121ZM124 87L125 88H127L126 87V85H124ZM210 87H208V89H210ZM255 88H256V86H254ZM260 87V86H259ZM258 87V88H259ZM117 87H115V89H116ZM120 87H118L117 89H119ZM125 88H123L122 87V89H120V90H123V89H125ZM186 88V87H185ZM184 88V89H185ZM191 88V87H190ZM189 88V89H190ZM215 88V87H214ZM255 88H252V89H255ZM263 88V89H262ZM193 89V88H192ZM206 88L204 87V89L203 90H205ZM207 89V90H208ZM191 90V89H190ZM198 90V91H197ZM203 90H201V91H203ZM182 91V90H181ZM184 91H186V92H179L178 94H180V93H183V94H185L184 96H187L186 98H188V96H190V93L191 94H193L192 93V91H189V92H187V90H184ZM204 92V91H203ZM207 92V91H206ZM177 93V92H176ZM176 93H174V95L176 94ZM186 93L188 94V95H186ZM247 94L246 92H242V93H240L239 95L241 96V99L242 98H244L245 97V99L247 100V96L246 95H244V97H243V95L242 94ZM255 93H256V95H258V96H256L257 97V99H258V101L256 102L257 103V107L255 106V108H253L254 106H251L252 104H254V103H252V104H249V106L247 107L248 108V110H249V114L251 115V117H253V118H251L250 117V119H252L251 121L253 122V124L254 125H256L255 123H254V121H255V119L257 120V122H259L258 121V119H260V117L258 116V113H260L261 111H263L264 110V100L263 101H261L262 100V98L264 99V86H262V84H261V89L259 88V90L257 89L256 91H255ZM183 94H181L180 96H183ZM206 95V94H205ZM261 95H263V96H261ZM178 95H176V98H179V97H177ZM183 96V100H185L186 98ZM261 98H260V97ZM175 97V96H174ZM196 97V98H195ZM185 98V99H184ZM192 98H195V100L193 101L192 100ZM190 97L189 99L192 101V102H190L189 101V104H188V107L190 106V105H195V102H197L198 100V98H206V97H198V96H194V94H193V97ZM180 99V98H179ZM182 99V98H181ZM245 99H242V100H245ZM261 99V100H260ZM178 100V99H177ZM187 100V99H186ZM203 100V99H202ZM245 100V101H246ZM178 101H181L182 102V100H178ZM178 101H177V103H178ZM249 101V99L245 102V104H243V105H246L247 106V102ZM26 102V103H25ZM194 102V103H193ZM186 103V102H185ZM188 103V102H187ZM191 103H193V104H191ZM198 103H200V102H198ZM242 103H244V102H242ZM249 103V102H248ZM37 104V105H36ZM54 104H55V107H57V109H55V108H51V107H53L54 106ZM69 104V103H68ZM165 104V103H164ZM168 104V103H167ZM180 104V103H179ZM197 104V103H196ZM182 105V104H181ZM187 105V104H186ZM186 105H184V107H183V109L186 107ZM19 106V107H18ZM167 106V105H166ZM260 108H259V107ZM152 108H153V106H151ZM187 107V108H188ZM193 106H191V108L190 109H193L192 108ZM20 108V109H19ZM155 108L156 107H154V110H155ZM168 108H169V105H168ZM186 108V109H187ZM188 108V109H189ZM257 108V109H256ZM54 109H55V111H54ZM167 109V108H166ZM172 109V108H171ZM170 109V110H171ZM200 109V108H199ZM199 109L197 108V110L199 111ZM153 110V109H152ZM152 110H149V111H151L150 112V114L153 112ZM157 110V109H156ZM173 110V109H172ZM201 110V109H200ZM255 110H258V113L256 114V115H254V111ZM260 110V111H259ZM187 111H190V110H187ZM197 111V112H198ZM27 112V113H26ZM157 113L159 112L158 110L156 111ZM191 112L193 113V111L191 110ZM191 112H189V113H191ZM154 114H156L155 112H153ZM195 113V112H194ZM194 113L193 114H191V115H194ZM199 113V112H198ZM197 113V114H198ZM251 113H253V114H251ZM255 113H256V111H255ZM262 113V112H261ZM200 114L201 115H198V118H199V116H202V113H201V111H200ZM262 114H264V111H263V113ZM134 115V114H133ZM133 115H132V117H133ZM175 115V114H174ZM173 115V116H174ZM196 115V114H195ZM253 115V116H252ZM148 116V115H147ZM151 116H153V114L152 115H150V117L149 118H151ZM172 116V117H173ZM255 116V117H254ZM261 116V115H260ZM73 117H75V118H73ZM134 118H136L135 116H134ZM201 118V117H200ZM74 119V120H73ZM176 119V118H175ZM254 119V120H253ZM197 120V119H196ZM195 120V121H196ZM199 120V119H198ZM74 121V122H73ZM80 122V121H79ZM193 122V121H192ZM245 124L244 125H246L248 122L247 121H243ZM247 122V123H246ZM252 122H249L250 124H251V128H250V126L248 127V128H250L251 130H250V132H252V130L253 131H256V129H260V128H255L254 127V125L252 124ZM256 122V121H255ZM248 123V125H250ZM74 124H76V122L74 123ZM181 124H184V125H181V127L183 128H181L182 130V133L180 132V131H178L179 133H178V136L180 137L182 134V142L184 141H186V142H188V144H189V138H188V132H187V130L190 132V127L192 128V125H186L184 122H181ZM191 124V123H190ZM72 125V126H71ZM136 125V124H135ZM248 125H246V126H248ZM258 125V124H257ZM188 128V129H185V128ZM255 128V130H254V128ZM258 127V126H257ZM68 128V129H67ZM73 128V129H72ZM179 129H180V127H178ZM71 131L70 133L68 132L67 133V131ZM264 129H262V130H260V131H262V134L264 133V131H263ZM36 131V132H35ZM260 131H257V132H260ZM188 134H187V133ZM68 134H70V135H68ZM254 135H259L260 134V136H263V135H261V132L260 133H253ZM74 135H75V137H74ZM242 135V134H241ZM246 135V134H245ZM187 136V137H186ZM240 135H238V137H239ZM244 136V135H243ZM184 137H185V139H184ZM246 138H247V135L245 136ZM254 137H257V136H254ZM186 138H187V140H186ZM239 138H243V137H239ZM246 138H244L245 140H242V143H244L245 141H246ZM262 138V137H261ZM260 138V139H261ZM264 138V137H263ZM181 139V138H180ZM240 139V140H241ZM259 139V136H258V138H257V140ZM31 140V141H30ZM262 141H260L261 142V144H258L259 143V140H258V145H259V148L261 147V146H264L263 145V139H261ZM79 141V142H78ZM183 142V143H184ZM263 142V143H262ZM242 143H241V145H242ZM247 143V144H246ZM246 143H244L242 146H244L243 148H248L247 150L249 151V146H248V142L246 141ZM35 146H34V145ZM78 144V145H77ZM80 144V145H79ZM245 144H246V146H245ZM33 145V146H32ZM77 145V146H76ZM82 148H81V147ZM184 146H185V144H184ZM186 146H187V144H186ZM190 146V147H189ZM251 146V145H250ZM32 147H33V149H32ZM75 147V148H74ZM187 147H189L190 149H191V154H192V156H191V154H190V156H191V159L190 160H194V158H196L198 155L200 156V157H203V152H201V150L199 151V150H196V149H194L193 148V146L190 144V145H188ZM251 147H253V149H254V151H252L253 153V155H256L257 153V155L256 156H258L259 155V157L258 158H260V157H262V156H264V154L262 155V153H264V151H262V149H261V151L260 152H258V151H256L257 149H255L256 147H258V146H256V147H254V146H251ZM35 149H36V151H35ZM252 149V148H251ZM252 149V150H253ZM30 150V151H29ZM31 150H32V159H31ZM83 150V151H82ZM264 150V149H263ZM190 151V150H189ZM251 151V150H250ZM249 151V153H251ZM256 151V152H255ZM82 152H83V155H82ZM199 152L202 154V155H200L199 154ZM254 152L256 153V154H254ZM38 155V159H37V155ZM259 153H261V155L259 154ZM83 156V158H85L84 160H83V158H81ZM85 156V157H84ZM156 156H158L157 154H156ZM198 156V157H199ZM153 157L156 159V157L153 155ZM192 157H193V159H192ZM199 157V158H200ZM39 158H40V160H39ZM199 158H197V159H199ZM154 159V160H155ZM164 159V158H163ZM163 159H161V160H163ZM201 159V158H200ZM262 159V158H261ZM260 159V160H261ZM36 160H37V162H36ZM154 160H152V163H151V167H150V171L151 172H154V173H157L158 175H160V174H162L163 173V169L165 168V169H167L166 168V165H165V167L163 168L162 166V161L160 162V160H158L160 163H158V162H156V163H153V161ZM196 160V159H195ZM39 161L41 162V163H43V164H41V165H43V166H40V168L42 167V169L41 170H43V171H40V172H44L43 174L45 175V177H44V179H42L41 177H40V179L38 178L39 177V173L40 172H38V169L37 168H39ZM83 161V162H82ZM85 161V162H84ZM87 161V162H86ZM157 161V160H156ZM165 161V160H164ZM164 163V162H163ZM172 163H174V161L172 160ZM180 162H177L176 161V163H174V164H179ZM85 164V165H84ZM153 164V165H152ZM191 164H194V161H193V163H192V161H191ZM191 164H189L190 165V167H194V165H191ZM188 165V166H189ZM18 166V167H17ZM169 166H171V165H169ZM172 166H173V164H172ZM175 166V165H174ZM177 166H179V167H185V166H183L182 164H180V165H177ZM188 166H186V168L188 167ZM43 167H44V169H43ZM190 167H188V168H190ZM205 166H202V168H203V171H204V168ZM40 168H39V170H40ZM170 169H171V167H169ZM181 168H180V170L178 169V167H177V169H178V171L182 174V171L184 170L183 168H182V170H181ZM185 168V170H187ZM19 169V170H18ZM87 171H86V170ZM165 169H164V171H165ZM167 170V173L169 172V171H171V170ZM173 169H175L174 170V172L176 171L177 172V170H176V167H173ZM191 169H193V168H190V170ZM190 170H188V173H189V171ZM202 170V169H201ZM86 171V172H85ZM18 172V173H17ZM88 172V174H86ZM173 172V171H172ZM184 172V171H183ZM193 172H194V170H191V175H193L194 176V174H193ZM9 173H11V174H9ZM17 173V174H16ZM169 173H171V172H169ZM18 175L20 176V184H19V180H18ZM170 175V174H169ZM191 175H190V177H191ZM38 176V177H37ZM15 177H16V179H15ZM85 177H86V180H85ZM151 177V176H150ZM14 178V179H13ZM183 178V177H182ZM192 178V177H191ZM13 179V180H12ZM41 179H42V181H41ZM88 179V180H87ZM8 180V179H7ZM185 179H183L182 181L185 183H187V185L188 184H190L191 186H187L186 184H183V182H182V186L180 187V189H184L183 191L185 192V189H186V195H187V197H188V199H187V201L188 202H186L187 204H186V207H185V209L186 210H194V211H196V209H195V206L198 208V206L196 205L197 203H200L201 202V204H200V206L201 205H204L202 208H204L205 209V205H207V204H204V203H207L206 201H209V200H207V198H206V196H204V195H202V194H197V196L195 195V189H191L193 192H194V194H192V197L189 195V194H187V193H189V191H190V194H191V190H190V187L191 188H193V183L194 182H191V180L190 179H187V181L185 180ZM188 180H189V183H188ZM41 181V182H40ZM15 182V183H14ZM22 182V183H21ZM43 183V184H42ZM22 184V185H21ZM14 185V186H13ZM16 185V186H15ZM21 185V186H20ZM43 187H41V186ZM185 185V186H184ZM12 186V187H11ZM20 186V187H19ZM14 187H17L16 188V190H15V188ZM1 188H3V189H1ZM6 190H5V189ZM85 190H84V189ZM146 188H147V192H148V194L149 195H151L152 197H161L162 196V193L160 192V190H159V188H158V186H157V184L156 183H154V181L153 180H147V183H146ZM9 189V190H8ZM10 189H11V192H10ZM42 189V190H41ZM188 189V190H187ZM14 190V191H13ZM84 190V191H83ZM6 192V193H4V192ZM14 193H13V192ZM16 191V192H15ZM21 191V192H20ZM41 191H43V193L46 191V195L44 196V194H42V192ZM82 191V192H81ZM188 191V192H187ZM18 192H20L19 194H18ZM81 193V194H80ZM89 193V192H88ZM244 193V192H243ZM243 193L241 194V196H242V198H241V196L238 194V195H236V196H233L234 198H238V201L240 200L241 201V203H243L242 204V206H241V208L242 209H244L245 207V211H246V216L244 215L243 216V218L244 219H247V218H245V217H247V216H249L248 214L249 213H252V211L251 212H247V211H250V210H252V209H254L253 207L250 209V205H251V203L249 202L250 201V197H248L249 196V194H248V192H247V194H246V192H245V194H244V196H243ZM74 194V195H75ZM84 194H87V192L86 193H84ZM90 194V193H89ZM89 194H87V195H89ZM166 194V193H165ZM214 195L216 194L215 192L213 193ZM212 194V195H213ZM19 195H20V197H19ZM21 195H23V198H22V196ZM66 195V196H65ZM73 195V194H72ZM202 195V196H201ZM214 195L212 196V198L214 199L215 197H214ZM15 196V197H14ZM85 196V195H84ZM195 196V197H194ZM203 196H204V198H203ZM216 196V195H215ZM239 196H240V198H239ZM246 196H247V198H246ZM45 197H46V199H45ZM60 197V198H61ZM69 197H70V195H69ZM86 197V196H85ZM88 197V196H87ZM193 199H191V198ZM196 197H202L203 199H200V198H196ZM232 197V198H233ZM243 197H245V199L243 198ZM14 198V199H13ZM19 198V199H18ZM21 198V199H20ZM224 198V197H223ZM223 198H222V201H224L225 200V198H224V200H223ZM16 199H17V201H16ZM189 199H191V200H189ZM209 199V198H208ZM217 199H219V198H217ZM247 199V200H246ZM50 200V201H51ZM88 200V199H87ZM198 200H201V201H198ZM206 200V201H205ZM221 200V199H220ZM219 200V201H220ZM228 200V199H227ZM226 200V201H227ZM16 201V202H15ZM22 201V202H21ZM194 201V202H193ZM195 201H197V202H195ZM203 201V202H202ZM218 201V200H217ZM218 201V202H219ZM221 201V202H222ZM228 201H230V200H228ZM227 201V202H228ZM240 201H239V203H240ZM247 201V202H246ZM14 202V203H13ZM21 202V203H20ZM227 202H222L223 204H227ZM18 203H20V204H18ZM24 203V206L22 205ZM220 203V202H219ZM232 202L230 201V202H228V204L227 205H230ZM240 203V204H241ZM245 203H248V204H246V205H244ZM17 205V208H16V205ZM46 204V205H45ZM248 205V206H247ZM243 206H245V207H243ZM250 206V207H249ZM90 208V207H89ZM89 208H88V210H87V212H88V216L90 215L91 217L89 218V217H86V216H84V218L82 217V216H80V214L79 213H77V212H72L71 214H68V215H66V216H60V217H58V219L57 220H60L61 218H62V222H61V220L60 221H58L59 222V224H61L62 226H60L62 229H69V228H71V232H69V233H67V238L65 237H63L62 238V240H63V242H59V243H61V247H63L62 249H64V248H67V249H65L64 251H68V253L70 254H72L73 256H74V258H75V261H74V263L75 264H104L105 262V264H114V262H112V261H110L107 257L106 258H104V256H105V252H107V251H109V252H107V253H109V254H111L112 252H111V250H110V247H111V245H109V240H107V234L106 233H104L103 231H105V230H103V227L101 226V228H99V226L98 225H101V224H99V223H97L96 221H94V220H97L98 218H96L95 219V217H96V214H95V217L93 218V210H91V213L92 214H89L90 213V210H89ZM14 209V210H13ZM18 209V210H17ZM185 209H184V211H185ZM250 209V210H249ZM244 210H242V212H243V214H245V212H244ZM256 210V208L253 210V211H255ZM260 210H261V208H260ZM259 210V211H260ZM17 212V214H16V212ZM20 212V211H19ZM257 212V213H256ZM254 214H259V212L258 211H255L254 212ZM15 215H16V217H15ZM17 217H18V219H17ZM57 218V217H56ZM56 218H53V220L54 219H56ZM26 221V223L24 222V221ZM24 223V224H21L22 222ZM56 221V220H55ZM18 222H20V223H18ZM99 222V221H98ZM31 223V222H30ZM30 223H29V226H30ZM97 223V224H96ZM185 223H187L188 224V222H185ZM242 223V222H241ZM20 224L22 225V226H20ZM58 224V223H57ZM192 223H190L189 225H191ZM31 225H33V223H31ZM189 225H187V227L189 226ZM193 225V224H192ZM242 226H243V224H241ZM20 226V227H19ZM22 227H24V228H22ZM51 227V228H50ZM170 227V226H169ZM174 227V226H173ZM175 227H177V225L175 226ZM174 227V228H175ZM182 228L184 227V229H186V232H185V237H184V234H183V238L182 237H180L179 235L182 233V232H179L180 234L178 235L179 237H180V239H182V241H181V245H183L184 246V248H188V249H193V248H195V249H197V248H205V250H206V247L208 248V254L210 253V255H214V254H223L224 253V255L225 254H227L228 253V248L230 249V243H231V241L232 240H234L235 239V241L234 242H236V237L235 236H237V235H235L233 232V234L232 233H229L230 234V236H231V234H232V236L233 235H235L234 237H232V239L231 238H227V237H229V236H227L226 235V238H223V236L221 235V234H216V237H214L212 234H206V233H203V232H195V231H192L189 227V229L188 228H185L186 226L185 225H182L181 226ZM191 227V226H190ZM28 228H30V229H32V230H34V232H35V234L37 235V237H38V233H37V231H36V229H35V227H34V225L31 227H28L27 226V229ZM173 228V229H174ZM178 228H180V226L178 225ZM243 228H245L244 226H243ZM23 229V230H22ZM167 229V231H169V229L168 228H166ZM171 229V228H170ZM173 229H172V231H173ZM102 230V231H101ZM181 231V229H176L175 230V233H176V231ZM194 230H196V229H194ZM222 229H220V231H221ZM240 230H242L241 228H240ZM239 230V231H240ZM244 230V229H243ZM21 231H23V232H21ZM167 231L165 230V231H163L162 230V234H163V238H164V235H165V233H167ZM171 231V230H170ZM171 231V233L169 232V234L168 235H172V236H174V232H172ZM183 231H185V230H183ZM219 231V230H218ZM224 231V230H223ZM228 232H231V231H228ZM243 232V233H242ZM247 232V231H246ZM246 232H245V230L244 231H241V233L240 232H238L239 233V235L241 234V236H239L238 235V237H239V241L237 240V244L239 243V245H238V247L240 248L241 247V249L242 248H244V249H242V250H245V247L248 249V246L247 245H249V243L251 242L252 243V241L253 240H251L250 238V240H249V243L247 244V242H246V240L245 239H247L248 240V238L247 237H245V236H247V234H246ZM173 233V234H172ZM178 233V232H177ZM176 233V234H177ZM246 235H245V234ZM106 234V235H105ZM228 234V233H227ZM171 235L170 236H167V234L165 235V236H167V237H171ZM242 235H244V236H242ZM213 236V237H212ZM225 236V235H224ZM71 237V238H70ZM219 237H221V238H219ZM244 237H245V239H244ZM172 238V237H171ZM263 238V237H262ZM166 240H167V238H165ZM164 239V240H165ZM179 239V240H180ZM184 239V240H183ZM224 239L226 240V241H224ZM227 239H231V240H228L227 241ZM238 239V238H237ZM264 239V238H263ZM61 240V239H60ZM61 240V241H62ZM67 240V241H66ZM70 240V241H69ZM223 240V241H222ZM72 241V242H71ZM215 241L218 243V241H221V242H219V243H222V242H224L225 244V246L227 245V244H229V246H227L226 248H222V246L220 247V246H218L217 248H215L217 245H215L214 243H215ZM66 242H67V244H66ZM70 242V243H69ZM97 242L99 243L100 242V244L99 245H97ZM183 242V243H182ZM228 242V243H227ZM233 242V241H232ZM254 242H255V240H254ZM253 242V243H254ZM262 242H264V240H262ZM25 243H28V244H25ZM236 243H232V245H235ZM252 243V245L251 246H253L254 244ZM62 244H63V246H62ZM70 245V247H69V245ZM179 244H180V242H179ZM213 244H214V248H215V250L214 249H211L212 248V246H213ZM223 244V243H222ZM27 245V246H26ZM224 245H223V247H224ZM26 246V247H25ZM237 246V245H236ZM27 247H30V248H27ZM35 247H37V248H35ZM99 248V250L98 249H96V248ZM209 247H210V249H211V251H210V249H209ZM69 248V249H68ZM101 248V249H100ZM233 248H235V246H233ZM240 249V250H241ZM28 250V251H27ZM92 250V251H91ZM97 250H98V252H100L99 254H97ZM101 250L103 251V252H101ZM106 250V251H105ZM204 250V249H203ZM203 250H201V249H199V251H202V252H204ZM249 250H250V247H249ZM30 251V252H29ZM33 251V252H32ZM94 251V252H93ZM29 252V253H28ZM32 252V253H31ZM89 252H90V254H92V256H89L88 257V254H89ZM92 252V253H91ZM244 252V251H243ZM247 252H248V250H247ZM37 253V254H36ZM93 253H96L95 255L93 254ZM30 255L29 257H28V255ZM70 254V255H71ZM104 254V255H103ZM204 254V253H203ZM207 254V251H206V255H208ZM96 255H102L101 257H103V258H101V257H97ZM107 255V254H106ZM264 255V254H263ZM111 256V255H110ZM31 257V258H30ZM76 257H78L79 259H80V261H78V259L76 258ZM109 257V256H108ZM261 257V256H260ZM99 258V259H98ZM110 258H112V257H110ZM27 259L29 260V261H27ZM72 259H73V257H72ZM101 259V261L99 262L98 260H100ZM105 259V260H104ZM109 260V261H108ZM113 260V259H112ZM103 262V263H102ZM109 262V263H108ZM112 262V263H111Z\"/></svg>",
  "mask_w": 264,
  "mask_h": 264
},
{
  "label": "water",
  "instance_id": "water-1",
  "mask_svg": "<svg viewBox=\"0 0 264 264\" xmlns=\"http://www.w3.org/2000/svg\"><path fill=\"white\" fill-rule=\"evenodd\" d=\"M0 31L4 35V37L6 38L8 43L10 44L12 50L14 51L15 56L18 58V61H19L20 65H21V61H20V57H19L16 45L14 44V42L12 40V37L10 36V34L8 33V31L5 29V27L2 25L1 22H0ZM26 173H27V176H28V181H29L31 190H32V192H34V201L36 202V205L38 207V213H39L38 215H39V219H40V221L42 223L41 224L42 225V231H43L44 240H45V243H46V246H47V249H48V253H49V256H50V260H51L52 264H56L55 258H54V254H53V251H52V246H51V243H50V237L48 235V231H47L45 223H44L42 211L40 209L38 197H37L35 186H34V182H33V179H32V170L30 168L28 152H27V160H26Z\"/></svg>",
  "mask_w": 264,
  "mask_h": 264
}]
</instances>
